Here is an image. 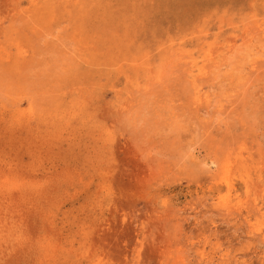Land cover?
Instances as JSON below:
<instances>
[{
	"label": "rangeland",
	"instance_id": "374dc122",
	"mask_svg": "<svg viewBox=\"0 0 264 264\" xmlns=\"http://www.w3.org/2000/svg\"><path fill=\"white\" fill-rule=\"evenodd\" d=\"M0 264H264V0H0Z\"/></svg>",
	"mask_w": 264,
	"mask_h": 264
},
{
	"label": "bare ground",
	"instance_id": "6f19581e",
	"mask_svg": "<svg viewBox=\"0 0 264 264\" xmlns=\"http://www.w3.org/2000/svg\"><path fill=\"white\" fill-rule=\"evenodd\" d=\"M253 88V87H252ZM179 110V109H178ZM183 123V122H182Z\"/></svg>",
	"mask_w": 264,
	"mask_h": 264
}]
</instances>
